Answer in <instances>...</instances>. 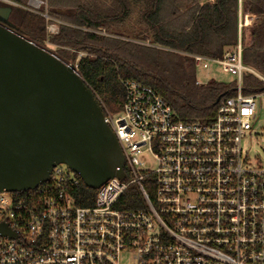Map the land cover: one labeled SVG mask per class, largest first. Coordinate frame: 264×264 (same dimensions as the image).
Masks as SVG:
<instances>
[{
	"label": "built area",
	"instance_id": "obj_1",
	"mask_svg": "<svg viewBox=\"0 0 264 264\" xmlns=\"http://www.w3.org/2000/svg\"><path fill=\"white\" fill-rule=\"evenodd\" d=\"M253 20L244 15L222 58L193 55L197 68L219 64L237 77L211 122L177 120L153 87L130 79L119 116L101 101L125 177L94 189L93 204L76 203L77 174L61 165L32 194L1 192L0 222L14 235L0 233V264H264V159L242 145L264 95L242 90L247 72L264 86L243 64L241 28Z\"/></svg>",
	"mask_w": 264,
	"mask_h": 264
},
{
	"label": "trees",
	"instance_id": "obj_2",
	"mask_svg": "<svg viewBox=\"0 0 264 264\" xmlns=\"http://www.w3.org/2000/svg\"><path fill=\"white\" fill-rule=\"evenodd\" d=\"M9 1L0 0V8H9L0 22L75 63L112 114L120 112L122 81L130 79L153 87L177 120L211 122L220 103L236 94L237 83H198L193 55L222 58L238 43L246 14L254 20L241 28L243 64L264 75V0H41L36 10L29 0ZM52 23L57 33L48 31ZM263 87L254 75H243V93ZM76 179L68 187L76 203L93 204L96 191Z\"/></svg>",
	"mask_w": 264,
	"mask_h": 264
},
{
	"label": "water",
	"instance_id": "obj_3",
	"mask_svg": "<svg viewBox=\"0 0 264 264\" xmlns=\"http://www.w3.org/2000/svg\"><path fill=\"white\" fill-rule=\"evenodd\" d=\"M8 12L0 8V18ZM124 164L101 101L76 64L0 22V193L35 190L58 165L98 189L124 178ZM0 233L14 235L1 222Z\"/></svg>",
	"mask_w": 264,
	"mask_h": 264
},
{
	"label": "rangeland",
	"instance_id": "obj_4",
	"mask_svg": "<svg viewBox=\"0 0 264 264\" xmlns=\"http://www.w3.org/2000/svg\"><path fill=\"white\" fill-rule=\"evenodd\" d=\"M51 27H53V24L49 25L50 29ZM253 70L257 73H260L254 68ZM250 74L251 73L247 72L244 74V76ZM261 75L263 74L261 73ZM254 76L258 78L256 75ZM196 78L198 83H206L212 79L225 83H237L236 75L225 72L223 70V67L219 64H211L208 69L197 68ZM115 115L119 116L120 114L118 112ZM242 145L243 152H248L249 157H251L252 159L256 157L264 159V95L258 102L257 117L253 120L252 128L248 131V134L244 138ZM150 163L152 164V161ZM61 167H63L64 170H67L66 165H61Z\"/></svg>",
	"mask_w": 264,
	"mask_h": 264
}]
</instances>
